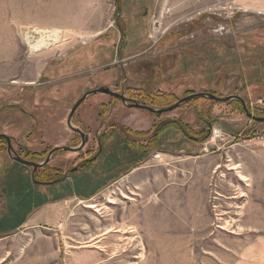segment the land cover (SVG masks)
<instances>
[{"label":"rangeland","instance_id":"374dc122","mask_svg":"<svg viewBox=\"0 0 264 264\" xmlns=\"http://www.w3.org/2000/svg\"><path fill=\"white\" fill-rule=\"evenodd\" d=\"M13 19L22 22L18 28ZM32 25L55 34L50 49L30 56L20 29ZM9 40L22 44L23 64L41 73L25 84L18 71L7 77L8 65L0 66V133L21 156L72 145L70 111L86 92L101 87L125 90L147 106L169 97L167 106L153 109L170 108L192 93L238 96L252 115L264 118L257 110L264 108V0H0V50ZM240 107L237 100L205 98L156 115L104 94L89 97L73 125L95 130L93 144L109 126L117 128L104 145L110 155L98 167L102 176L110 160L106 188L102 177L92 182L95 170L80 171L58 188L36 186L32 168L9 159L1 141L0 264H264V219L241 223L244 199L238 191L264 188L263 180L230 171L237 162L228 159L206 176L193 164L202 156L214 164L220 154L233 158L263 149L264 122L247 118ZM200 114L213 120L224 140L211 136L201 149L169 128L160 138L163 151L134 166L136 132L169 120L199 132L205 129ZM128 128L132 133L126 134ZM78 163L76 155L61 153L52 167L65 173ZM204 180L206 204L188 203L179 218L172 208L171 227L179 229L153 232L151 207L164 187L173 201L174 190L200 188Z\"/></svg>","mask_w":264,"mask_h":264},{"label":"crops","instance_id":"0c3cea01","mask_svg":"<svg viewBox=\"0 0 264 264\" xmlns=\"http://www.w3.org/2000/svg\"><path fill=\"white\" fill-rule=\"evenodd\" d=\"M19 23H22V22H19ZM19 23L17 22V20L13 19L11 21V26L13 25L14 27L18 28ZM9 30H10L8 32L9 38H12L13 30L11 28H9ZM21 48H23V46L22 44H20V42L18 43L14 40L12 41L9 40L8 47H5L3 50H0V66H4L5 64L8 65L7 68L9 72L6 75L7 77L15 75L16 71H18L19 76L17 77H19L21 81L25 82V84L26 83L33 84L38 79V77L41 75V73H38L37 70L33 69L31 64L30 65L23 64L22 58H21V51H20ZM5 68L6 66H4L2 69L4 70ZM12 69H13V72H12L13 74H11ZM263 144H264V137H263ZM199 145H200V148L202 149L205 144H199ZM262 147L263 149L257 152H251V151L250 152H240L238 157H237L238 155L237 154L236 157H233V158L231 157L226 158V154H220L219 158L213 159V161L215 162L214 164L211 163L212 160L209 159L208 156H202L201 157L202 159L201 161H199V163L194 162L193 164L195 168H198L200 175L206 176L207 174L211 173L213 167H215L214 169H217V170L220 168H223L222 166L224 164V161H226V159H228V161H236L237 162L235 165L236 167H230V171L234 170L236 173H238V175L239 173H242V175L247 177L248 180H250L249 178L251 177L252 179H254V181L260 182V180H263V186H264V146ZM164 153L174 155L173 152H169V151L164 152ZM185 154L192 156V153H185ZM148 159H146V161ZM191 164L187 163L186 167L190 166ZM199 184H200V188H193V190H189V188L188 189L184 188L183 190L180 189L179 193H177V190H174L175 194H174L173 201L171 200L172 194L170 190L168 189L170 187L165 188L164 186H162L164 187V189L162 190L160 197H158L156 200L157 205H154L151 207V211H152L151 223L153 227L152 229L153 232L156 233L157 231L161 235H166L174 230L179 229L178 228L179 225H175L171 227L172 225L171 217H175V215L172 213V210H171L172 208L176 209L179 212V214L176 215V217L179 218L182 215L180 214V209L182 210L185 209V206L188 203L197 204L199 201H202V205L203 203H205V200L209 198L208 190L207 188H205L206 181L204 180L200 182ZM222 189H225V188H222ZM219 190L217 191L218 194H220ZM238 191L241 192V194L239 195L241 199H244L243 203H241L242 212L240 213H242L243 215V222L241 223L251 226L257 223V220H256L257 216H259L261 219H264V188H238ZM233 198L235 199L237 197L234 196ZM219 202L220 201L217 200V203ZM256 203L259 204L258 207L256 206ZM2 238L3 237H1L0 239ZM162 239H166V238L162 237Z\"/></svg>","mask_w":264,"mask_h":264},{"label":"flooded vegetation","instance_id":"af4514ba","mask_svg":"<svg viewBox=\"0 0 264 264\" xmlns=\"http://www.w3.org/2000/svg\"><path fill=\"white\" fill-rule=\"evenodd\" d=\"M101 88H107V87H101ZM98 89H100V88H98ZM95 90H97V89H95ZM91 91H94V90H90V91L86 92L85 94H87ZM129 91H131V90H129ZM115 93L123 95L127 100L126 104H124L122 102V100L119 98L111 97V96H109V97L114 98L116 100H119L128 109H136V108H130V106H132V105H142L139 103L138 99L133 98L131 96V94L127 95L125 90L121 91L120 93H118V92H115ZM94 95H96V94H94ZM94 95H89L86 98V100L89 97L94 96ZM126 95H127V97H126ZM9 107H13V108H11L12 110H18L21 113L24 111L23 109H22L23 111L20 110L17 105H14V106L10 105ZM101 107L105 108L106 106L102 105ZM8 109H10V108H8ZM140 110H142V109H140ZM103 111H106V110L104 109ZM23 113H25V111ZM68 118H69V116H68ZM68 118H67L66 124H67L68 129L72 133L71 140L67 143V144L71 143L72 145H70V146L69 145L55 146V147L46 146L42 152H27L26 155L21 156V155H19V152L13 148L12 139L9 136L5 135L4 133H0V136H6L10 139L11 148H9V143L7 142L6 139L0 138V142L2 141V142H4V144H6L7 155L9 157V159H11L13 162H15L19 165L25 166V165L20 164V163L13 160L12 157L14 155H17L18 157H20L21 159H23L25 161H29V162H33V163L42 165V167L38 168L37 170H35L32 167L25 166L27 168H32L31 178H32V182L36 186H41V187H45V188H58V186L60 184L64 183L68 179L73 178L80 171L91 172V171L95 170L97 174L93 175V178L95 180L92 182L97 184L96 182H99L100 177H102V181H103L102 183H104L103 188H106L111 183L110 160L108 159L109 160L108 163L105 165L104 169L102 170L103 171L102 176H99V173H101V171L98 170V167H101V161L104 160L103 158L110 155V154H108V152H105L104 145H105V142L112 140V137L114 136L117 128H113V127L111 128V126H109L105 132L101 133V135L99 136V139H97V138L95 139V144H93V142H91L90 136H91V133L95 134V130H92V129L90 130V128H89L86 131H82L78 126L73 125L74 116L71 119V125H72V128H71L68 124ZM153 124L154 123H152V125ZM129 129L130 128H128V131H126V134L132 133ZM150 130H151V128H150ZM136 133H140V132H136ZM136 133H135V135H136ZM121 134H122V137L124 138L126 144H128V146H130V147H133L134 141L131 140L130 137H126V135H123L122 132H121ZM135 137L138 139L136 140L137 147H135L134 149H136L138 153H137V158H136L137 162L134 164V166L138 167L142 164L140 161L142 160V158L144 156L151 157V155H153L154 153H156L158 151L152 150V148L150 147L149 141H144L142 137H139L137 135ZM60 148H68L69 150H58ZM9 149H10L11 153H10ZM61 153L76 155L79 163L75 164L76 166L69 169L68 172H65V173H64L65 169L63 167L61 168L60 165L58 167L57 166L52 167V165H54V160H56L57 156Z\"/></svg>","mask_w":264,"mask_h":264},{"label":"trees","instance_id":"16d2710c","mask_svg":"<svg viewBox=\"0 0 264 264\" xmlns=\"http://www.w3.org/2000/svg\"><path fill=\"white\" fill-rule=\"evenodd\" d=\"M192 94H195V93H192ZM148 98H150V96ZM204 99L205 98H197V99L190 100L187 103H193L195 101H200ZM169 100H170L169 97H167V98H164V101H160L159 103L151 102L149 106L157 107V108H164L165 106H167L166 104L169 102ZM240 108L243 109L242 104ZM257 110L264 113V108H258ZM198 116L205 126V129L199 132H195L192 129V127L188 126L187 124H181L180 122H178V120H173V121L169 120L165 122L154 123L151 127V130L147 132L136 133V135L139 137H142L144 141H149V144L152 150L158 151V152L163 151V148H161L162 142L160 138L162 134H164L169 128L178 130L179 133H181L183 137L187 138L191 142H194L195 144H204L211 138V130L209 129V127L210 125L213 126V120L209 118L208 115L205 116V115L200 114ZM257 118H260V117H257ZM146 159H147V156H144L140 162L143 164L146 161Z\"/></svg>","mask_w":264,"mask_h":264},{"label":"water","instance_id":"95a60500","mask_svg":"<svg viewBox=\"0 0 264 264\" xmlns=\"http://www.w3.org/2000/svg\"><path fill=\"white\" fill-rule=\"evenodd\" d=\"M94 94H104V95H108V96H111V97H116V98L121 99L124 104H126V102H127L126 98L123 95L117 94V93L111 91L109 88H100V89L91 91V92L85 94L74 105V107L72 108V110L70 112V115H69V118H68V124H69V126L71 128H72L71 119L73 118L75 113L78 111L80 106L85 102L86 98L89 95H94ZM197 98H207V99H209L211 101L221 102V103L229 102V101H232V100H238L239 102H241L247 118H249L251 120H254V121H257V122H264V118H257V117H255L254 115H252L249 112V110H248V108L246 106V103H245V101L242 98H240L238 96H231V97H227V98H222V97H218L216 95L210 94V93H196V94H192V95H190V96H188L186 98H183L178 103H176L174 106H172L170 108H165V109H153L150 106H146V105H132V106H130V108L142 109V110L148 111L149 113H152V114L161 115V114L173 112L174 110L180 108L182 105L186 104L188 101L193 100V99H197ZM209 129L210 130L212 129V125H210ZM0 138L6 139L7 142L9 143V148H11L10 139L8 137L0 136ZM58 150H69V149L68 148H60ZM9 151H10V149H9ZM10 153H11V151H10ZM12 158H13L14 161H16V162H18L20 164H23L25 166L32 167L35 170H37L38 168L42 167L41 164H36V163H33V162L25 161V160L21 159L20 157H18L17 155H14Z\"/></svg>","mask_w":264,"mask_h":264},{"label":"bare ground","instance_id":"6f19581e","mask_svg":"<svg viewBox=\"0 0 264 264\" xmlns=\"http://www.w3.org/2000/svg\"><path fill=\"white\" fill-rule=\"evenodd\" d=\"M36 30H34L32 32V34L29 37V33L30 30L29 29H25V33H26V37L29 38V49L31 50V52H35L38 53L40 51V49L42 48V44L41 42L44 41L45 45H47L50 49L53 45L54 42V34H55V30H41L40 28H35ZM47 41H49L47 43ZM45 49V50H48ZM43 50V51H45ZM42 52V51H40ZM243 177V176H242ZM90 208H94V207H90Z\"/></svg>","mask_w":264,"mask_h":264},{"label":"built area","instance_id":"2783aa9c","mask_svg":"<svg viewBox=\"0 0 264 264\" xmlns=\"http://www.w3.org/2000/svg\"><path fill=\"white\" fill-rule=\"evenodd\" d=\"M158 18L160 19V17L158 16ZM158 21V20H157ZM155 22V24H158V22ZM25 29H29L30 30V33H29V37H30V35L32 34V32L34 31V30H36L35 29V27L34 26H29V27H21V29H20V36H21V38H22V44H23V46H24V48L26 49V51H27V53H28V55H30V56H32V55H34V54H37V53H35V52H31V50L29 49V43H28V41H29V38L28 37H26V33H25ZM49 41H47V43H48ZM41 44H42V48L40 49V51H43V50H45V49H48L49 47L47 46V45H45V42L44 41H42L41 42ZM154 44H157V42L156 41H154ZM39 51V52H40ZM259 103H263L262 101H260ZM223 132L221 131V130H218V129H216V128H212L211 129V136H212V139H223L224 140V138H223ZM158 157V156H157Z\"/></svg>","mask_w":264,"mask_h":264}]
</instances>
